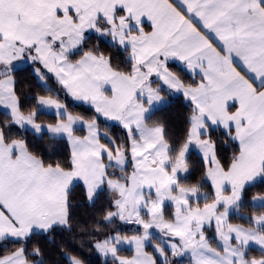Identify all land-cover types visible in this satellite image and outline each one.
<instances>
[{
	"label": "snow or ice",
	"instance_id": "snow-or-ice-1",
	"mask_svg": "<svg viewBox=\"0 0 264 264\" xmlns=\"http://www.w3.org/2000/svg\"><path fill=\"white\" fill-rule=\"evenodd\" d=\"M85 249L264 264V0H0V264Z\"/></svg>",
	"mask_w": 264,
	"mask_h": 264
},
{
	"label": "trees",
	"instance_id": "trees-1",
	"mask_svg": "<svg viewBox=\"0 0 264 264\" xmlns=\"http://www.w3.org/2000/svg\"><path fill=\"white\" fill-rule=\"evenodd\" d=\"M173 67L175 68V65H173ZM186 79L188 78L187 76L185 77ZM51 84H54V80L50 81ZM55 87H58V85H56ZM37 91H41L40 89H37ZM42 94H46V93H42ZM63 98V97H62ZM70 110L74 111V112H82L84 111L85 106L83 105H76L74 104L70 99L67 100ZM182 101L180 103H177L175 105H173V107L169 110V115L173 116V117H177V118H181L186 112L187 109L182 107ZM41 121H51L52 119H54V117L50 116V115H42L40 117ZM255 190H250L251 192H254ZM245 214H247V211L245 210ZM232 222H239V223H245L242 220H239L235 217H233ZM126 234L130 235L133 234V229H125ZM154 240H158L156 235L153 237ZM76 246H79V242H76ZM11 247V246H10ZM29 248H31V245L29 246ZM148 250H151V248H149ZM121 253H131V251L125 250L123 249L121 251ZM84 255L87 256L89 258V260L92 262V264H96L97 261V257L95 256L94 253L89 252L87 249H85ZM187 264V263H186Z\"/></svg>",
	"mask_w": 264,
	"mask_h": 264
},
{
	"label": "crops",
	"instance_id": "crops-1",
	"mask_svg": "<svg viewBox=\"0 0 264 264\" xmlns=\"http://www.w3.org/2000/svg\"><path fill=\"white\" fill-rule=\"evenodd\" d=\"M78 135L79 134H82L81 132H78L77 133ZM233 223H239V222H233ZM130 235H132V234H130ZM157 239L158 240H155L154 242H152V244H157V243H160V241H161V239H160V237H157ZM127 247H129V246H127V245H125L124 247H123V249H125V250H128L129 248H127ZM148 251H151V250H148ZM133 253L131 252V253H121V255H123V256H131ZM187 263V262H186Z\"/></svg>",
	"mask_w": 264,
	"mask_h": 264
},
{
	"label": "rangeland",
	"instance_id": "rangeland-1",
	"mask_svg": "<svg viewBox=\"0 0 264 264\" xmlns=\"http://www.w3.org/2000/svg\"><path fill=\"white\" fill-rule=\"evenodd\" d=\"M133 228H134V226H127L125 229H133ZM156 237H160V239H162V237L160 236L159 233L156 234ZM154 241H155V240L152 239V242H154ZM127 248H129V247H127Z\"/></svg>",
	"mask_w": 264,
	"mask_h": 264
}]
</instances>
